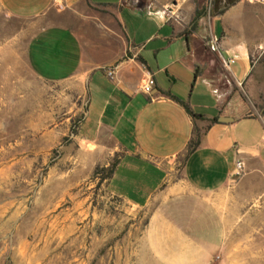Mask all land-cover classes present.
<instances>
[{
  "label": "crops",
  "instance_id": "1",
  "mask_svg": "<svg viewBox=\"0 0 264 264\" xmlns=\"http://www.w3.org/2000/svg\"><path fill=\"white\" fill-rule=\"evenodd\" d=\"M0 16L32 22L24 58L34 77L84 82L77 136L118 153L108 193L132 209L153 206L125 258L210 264L237 210L238 193L222 192L251 195L264 182V116L228 92L264 80V65L250 61L264 54V0H0ZM147 76L150 96L140 92Z\"/></svg>",
  "mask_w": 264,
  "mask_h": 264
},
{
  "label": "rangeland",
  "instance_id": "2",
  "mask_svg": "<svg viewBox=\"0 0 264 264\" xmlns=\"http://www.w3.org/2000/svg\"><path fill=\"white\" fill-rule=\"evenodd\" d=\"M31 24L0 16V264H134L125 246L154 208L132 209L108 193L104 176L118 153L77 136L82 80L32 75L24 58ZM250 61L264 65V54ZM230 85L248 114L264 116V80L252 89ZM244 189L222 192L238 193L237 210L210 264H264V182L251 195Z\"/></svg>",
  "mask_w": 264,
  "mask_h": 264
},
{
  "label": "trees",
  "instance_id": "3",
  "mask_svg": "<svg viewBox=\"0 0 264 264\" xmlns=\"http://www.w3.org/2000/svg\"><path fill=\"white\" fill-rule=\"evenodd\" d=\"M204 11H205V7L202 6L200 9H196L194 10L193 12V15H192V18L190 20V27H193V23L200 17L204 16ZM183 108H184V111L188 114V116L193 120V119H201L200 116H197V115H194L190 112V110L187 108V106H184L183 105ZM246 117H248V114L245 115ZM244 116V117H245ZM209 124H214L215 123V119H211L208 121ZM198 141H199V133L198 131L194 130L192 132V137L191 139L187 142V145H186V151L185 153L188 154L189 152L193 151L197 145H198ZM116 162V161H115ZM115 162H113L107 169H106V174H105V178H109L112 171H113V168H114V165H115Z\"/></svg>",
  "mask_w": 264,
  "mask_h": 264
},
{
  "label": "built area",
  "instance_id": "4",
  "mask_svg": "<svg viewBox=\"0 0 264 264\" xmlns=\"http://www.w3.org/2000/svg\"><path fill=\"white\" fill-rule=\"evenodd\" d=\"M233 60H234V58L227 59V61L225 62V66H228V65L232 64ZM105 75H106V77L109 80H111L113 78L112 69L105 70ZM153 86H154L153 79L150 76H147L143 80V82H142V84L140 86V92L142 94L146 95V96H150L151 95V90H152ZM234 167H235V170H236L237 173L241 171V167H242L241 166V163L236 162L235 165H234Z\"/></svg>",
  "mask_w": 264,
  "mask_h": 264
},
{
  "label": "water",
  "instance_id": "5",
  "mask_svg": "<svg viewBox=\"0 0 264 264\" xmlns=\"http://www.w3.org/2000/svg\"><path fill=\"white\" fill-rule=\"evenodd\" d=\"M224 120H226V119L225 118H218L216 121L222 122Z\"/></svg>",
  "mask_w": 264,
  "mask_h": 264
}]
</instances>
